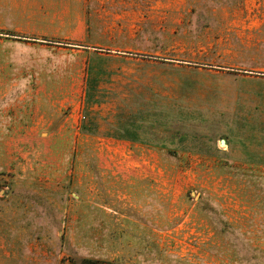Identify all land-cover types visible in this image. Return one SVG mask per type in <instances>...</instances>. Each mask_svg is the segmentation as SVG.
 <instances>
[{
  "label": "rangeland",
  "instance_id": "374dc122",
  "mask_svg": "<svg viewBox=\"0 0 264 264\" xmlns=\"http://www.w3.org/2000/svg\"><path fill=\"white\" fill-rule=\"evenodd\" d=\"M87 259L264 264V0H0V264Z\"/></svg>",
  "mask_w": 264,
  "mask_h": 264
},
{
  "label": "trees",
  "instance_id": "16d2710c",
  "mask_svg": "<svg viewBox=\"0 0 264 264\" xmlns=\"http://www.w3.org/2000/svg\"><path fill=\"white\" fill-rule=\"evenodd\" d=\"M81 264H108V263L87 259V260H83Z\"/></svg>",
  "mask_w": 264,
  "mask_h": 264
},
{
  "label": "crops",
  "instance_id": "0c3cea01",
  "mask_svg": "<svg viewBox=\"0 0 264 264\" xmlns=\"http://www.w3.org/2000/svg\"><path fill=\"white\" fill-rule=\"evenodd\" d=\"M222 146L226 147V143H224Z\"/></svg>",
  "mask_w": 264,
  "mask_h": 264
},
{
  "label": "water",
  "instance_id": "95a60500",
  "mask_svg": "<svg viewBox=\"0 0 264 264\" xmlns=\"http://www.w3.org/2000/svg\"><path fill=\"white\" fill-rule=\"evenodd\" d=\"M225 142H222V144H224Z\"/></svg>",
  "mask_w": 264,
  "mask_h": 264
}]
</instances>
